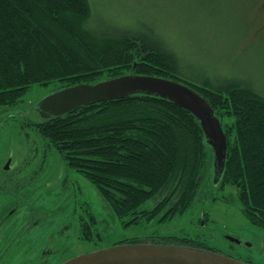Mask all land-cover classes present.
Here are the masks:
<instances>
[{"label": "trees", "instance_id": "16d2710c", "mask_svg": "<svg viewBox=\"0 0 264 264\" xmlns=\"http://www.w3.org/2000/svg\"><path fill=\"white\" fill-rule=\"evenodd\" d=\"M93 12L91 0H0V108L18 105L34 85L54 80L63 84L57 90L127 73L187 84L211 104L227 136L224 172L212 185H235L244 216L263 226L264 96L241 79L214 82L187 74L176 49L153 26L114 32L95 20L91 28ZM38 114L36 131L96 187L124 228L169 223L214 178V153L200 121L168 99L137 93L48 119ZM223 116L234 117L230 126ZM85 213L80 238L98 244L101 221ZM145 239L224 253L189 237L152 233Z\"/></svg>", "mask_w": 264, "mask_h": 264}, {"label": "rangeland", "instance_id": "374dc122", "mask_svg": "<svg viewBox=\"0 0 264 264\" xmlns=\"http://www.w3.org/2000/svg\"><path fill=\"white\" fill-rule=\"evenodd\" d=\"M91 2V28L97 25L95 20L107 23L114 32H144V24L153 26L176 49L187 74L209 75L214 82L241 79L264 96V0ZM62 85L58 80L36 84L18 105L0 108V203L25 200L13 219L23 228L35 220L20 240L11 237L14 246L4 245L11 238L6 240L8 236L1 234L0 264H59L152 233L198 239L237 258L264 264V225L250 223L243 214L238 188L231 183L213 186V174L211 183L204 182L184 214L163 225L124 228L96 187L70 168L35 129L41 120L38 102ZM222 121L230 126L234 117L223 116ZM160 199L151 200L148 206ZM86 210L101 221L104 234L98 244L80 238V221ZM227 235L251 242L253 251L231 247ZM47 246L53 252L43 257Z\"/></svg>", "mask_w": 264, "mask_h": 264}, {"label": "water", "instance_id": "95a60500", "mask_svg": "<svg viewBox=\"0 0 264 264\" xmlns=\"http://www.w3.org/2000/svg\"><path fill=\"white\" fill-rule=\"evenodd\" d=\"M145 93L168 99L195 115L214 153V183L225 167L228 141L222 123L211 104L196 90L180 81L157 76L126 74L97 83H81L43 97L37 104L41 117L48 119L77 110L90 103ZM9 168V162L6 165ZM237 244L244 238L227 235ZM59 264H251L211 249L157 243L151 239L115 244L74 256Z\"/></svg>", "mask_w": 264, "mask_h": 264}, {"label": "flooded vegetation", "instance_id": "af4514ba", "mask_svg": "<svg viewBox=\"0 0 264 264\" xmlns=\"http://www.w3.org/2000/svg\"><path fill=\"white\" fill-rule=\"evenodd\" d=\"M10 161H11V159L9 160V166H10ZM24 201L22 199L13 198V199H10L9 201H6V202L3 201L0 203V237H1V234L4 233L6 236H8V237H6V240H8L11 237L12 238L16 237L15 240L18 241V239L20 240L21 234H27V232L33 227L35 220L29 222L27 224V226L25 228H23V226L19 227L21 222H18L17 220L15 221L13 219L15 217L16 213L18 212L19 208L21 207V204ZM5 213H7V214H5ZM12 219H13V221H11ZM23 231H25V232L21 233ZM22 237H24V235ZM11 239L7 243H3L4 245H7L8 248L10 247V245L14 246L16 244L15 240L13 241V239L12 240ZM6 240L3 239V242H5ZM229 241L231 242V240H229ZM236 244L237 243L231 242V247H234V245L235 246H241L245 249L253 251V248H252L253 244L251 242H248L247 244H244V243L237 244V245ZM263 246H264V243H263ZM49 252H53V251H52V249H50L49 246H47L45 248L44 254H42V256L43 257L46 256L47 253H49ZM224 253L233 256L232 253H230L228 251H224Z\"/></svg>", "mask_w": 264, "mask_h": 264}]
</instances>
